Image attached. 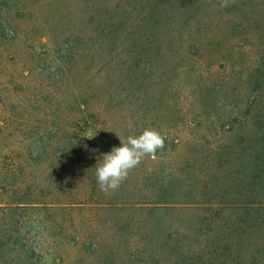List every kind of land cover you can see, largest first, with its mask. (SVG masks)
<instances>
[{
  "label": "rangeland",
  "instance_id": "rangeland-1",
  "mask_svg": "<svg viewBox=\"0 0 264 264\" xmlns=\"http://www.w3.org/2000/svg\"><path fill=\"white\" fill-rule=\"evenodd\" d=\"M85 110L98 118L82 129L86 138L102 118L113 123L116 145L145 129L165 138L123 189L175 185L185 175L212 205L162 211L140 230L130 222L133 235L115 241L113 211L100 209L114 199L97 183L102 158L69 161L58 140L74 115L83 127ZM258 127L264 0H228L224 7L221 0H0V129L7 134L0 144L22 149L31 141L32 198L61 206L49 211L53 226L40 264H152L153 252L185 255L188 264H264V209L231 206L225 202L233 198L219 191L251 188ZM150 231L153 239L145 240ZM96 240L97 247L82 245ZM135 250L143 262L129 255Z\"/></svg>",
  "mask_w": 264,
  "mask_h": 264
},
{
  "label": "trees",
  "instance_id": "trees-1",
  "mask_svg": "<svg viewBox=\"0 0 264 264\" xmlns=\"http://www.w3.org/2000/svg\"><path fill=\"white\" fill-rule=\"evenodd\" d=\"M159 47V46H158ZM72 52L68 51V56ZM149 69V68H148ZM87 110V109H86ZM84 111L83 122L84 125L81 128H77L76 121L79 115H74L66 128L63 135H60V139L63 140V155H68L69 161L74 157L97 159L102 158L103 154L111 151L113 147H119L115 144L112 131L114 129L112 125L105 123V119H101L102 124L98 125V129H94L93 134L90 137L82 136V129L86 126H91L90 123L98 120L93 113H86ZM106 111V110H105ZM103 113V114H102ZM101 114L106 118V113L101 109ZM106 124V125H105ZM0 129L2 132L1 138H7L6 132ZM262 139L259 142V147L256 150L255 159H258L257 172L254 171L250 175L251 188L246 193L239 191H230L226 194V190L223 188L220 191V197H226L231 201H220L221 204H243V207H256L257 209H264V127L259 128ZM178 141V140H177ZM5 144V143H4ZM22 144V149L0 144V264H40L43 259V252L45 246L43 245V239L45 240L48 226L52 227L53 218L49 219V211L51 209H57L61 207L59 202L45 203L32 198L38 194V191L31 186V180L28 175L27 164L32 159L31 141H25ZM57 144H54V146ZM181 145V140L178 142ZM55 146V147H56ZM194 153H200L197 145L194 146ZM224 150V149H223ZM223 150H220L222 153ZM188 155L184 159L187 160ZM87 160H83L86 162ZM10 162V163H9ZM56 168V167H55ZM149 179V178H147ZM146 182V178L143 179ZM127 181L124 180L125 183ZM122 182V184H123ZM163 182V181H161ZM175 185H167V183L154 182L153 185H148L145 188L129 187L127 189L122 188V184L116 190H112L114 196L113 201L110 204L102 206L100 209L105 213L106 210L113 211L114 221L119 225L118 229H113V239L118 243L121 242V238L127 231L125 225L130 222L134 224L140 223L138 230L141 229V225L151 220L154 217L158 220L162 211H171L173 209L182 208L183 206H201L208 205L210 207V198H207V192H196L193 187L188 184V178L178 176L174 182ZM217 191V192H219ZM243 195H246L244 199ZM244 200V201H242ZM203 202V203H202ZM42 203V204H40ZM202 203V204H201ZM40 204V205H39ZM201 204V205H200ZM210 204V205H209ZM235 207H242L241 205H235ZM104 222H97V225H105ZM113 222V221H112ZM91 227L95 224L89 222ZM94 224V225H92ZM157 224V222H156ZM42 230H46L43 235L39 233ZM154 231L145 233L144 239H153ZM176 234H171L170 239L176 241ZM174 241V242H175ZM84 247H97L98 242H84ZM123 245L128 250H132L131 245L124 242ZM128 252V251H127ZM153 252L150 259L152 264H188V260L185 255H181V258L174 260L171 257H160V255ZM138 257L139 262L142 261V253L138 251H132L130 256ZM156 257V259H155ZM209 264L213 262V259H208Z\"/></svg>",
  "mask_w": 264,
  "mask_h": 264
},
{
  "label": "clouds",
  "instance_id": "clouds-1",
  "mask_svg": "<svg viewBox=\"0 0 264 264\" xmlns=\"http://www.w3.org/2000/svg\"><path fill=\"white\" fill-rule=\"evenodd\" d=\"M228 0H221L227 6ZM164 136L155 129H145L139 135H130L103 154L102 162L96 167L97 183L101 191L116 190L127 179L129 172L136 168L146 156L155 158L158 150L164 147Z\"/></svg>",
  "mask_w": 264,
  "mask_h": 264
}]
</instances>
